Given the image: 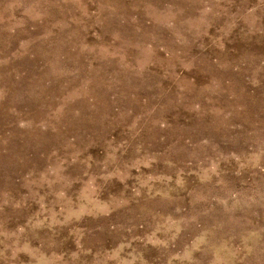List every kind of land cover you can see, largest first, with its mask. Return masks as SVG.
I'll return each mask as SVG.
<instances>
[{"label": "rangeland", "instance_id": "1", "mask_svg": "<svg viewBox=\"0 0 264 264\" xmlns=\"http://www.w3.org/2000/svg\"><path fill=\"white\" fill-rule=\"evenodd\" d=\"M0 264H264V0H0Z\"/></svg>", "mask_w": 264, "mask_h": 264}]
</instances>
